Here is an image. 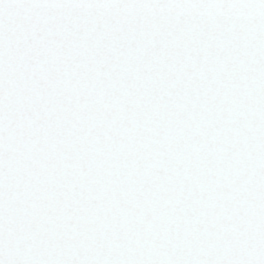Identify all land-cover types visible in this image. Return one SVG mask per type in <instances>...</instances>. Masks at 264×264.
<instances>
[{
    "label": "snow or ice",
    "instance_id": "6c2138e0",
    "mask_svg": "<svg viewBox=\"0 0 264 264\" xmlns=\"http://www.w3.org/2000/svg\"><path fill=\"white\" fill-rule=\"evenodd\" d=\"M0 264H264V0H0Z\"/></svg>",
    "mask_w": 264,
    "mask_h": 264
}]
</instances>
